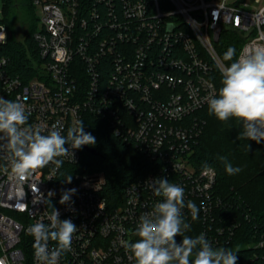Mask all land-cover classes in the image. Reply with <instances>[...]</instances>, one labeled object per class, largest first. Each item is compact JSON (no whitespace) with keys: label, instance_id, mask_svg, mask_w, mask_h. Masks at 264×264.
<instances>
[{"label":"built area","instance_id":"obj_1","mask_svg":"<svg viewBox=\"0 0 264 264\" xmlns=\"http://www.w3.org/2000/svg\"><path fill=\"white\" fill-rule=\"evenodd\" d=\"M32 3L39 23L34 39L42 60L40 77L25 82L11 71L9 58L0 56V97L22 102L28 125L40 127L43 134L56 124L66 136L85 113L100 117L156 167L127 186L124 201L115 204L106 192L105 172L79 168L81 149L73 150V160L70 154L58 157L64 161L58 171L49 164L23 179L11 172L10 154L0 150V260L40 264L27 229L37 222L50 223L52 208L43 200L55 191L52 204L59 218L72 219L78 227L71 250L58 264H135L126 245L139 239L135 233L140 216L163 202L149 187L155 178H167L184 189L185 203L193 202L199 213L193 220L185 207L183 218L191 226L199 222L201 233L220 248V237L229 231L214 218L221 206L214 192L217 174L192 164L198 134L196 121L189 119L218 94L210 76L216 67L221 72L226 67L216 50L218 42L229 34L238 38L236 59L251 47L264 46V0ZM0 27V41L5 42L7 28ZM103 56L111 67L108 83L99 89ZM68 175L70 184L64 183ZM71 188L78 190L74 204L61 205V191ZM55 246L49 241V249ZM251 248L264 249V239L247 246Z\"/></svg>","mask_w":264,"mask_h":264},{"label":"clouds","instance_id":"obj_2","mask_svg":"<svg viewBox=\"0 0 264 264\" xmlns=\"http://www.w3.org/2000/svg\"><path fill=\"white\" fill-rule=\"evenodd\" d=\"M235 49L229 48L223 59L232 60ZM221 88L217 95L208 98V110L220 121L230 117L243 121V131L237 137L264 142V46L251 47L238 59L224 67ZM27 125V126H26ZM62 127L54 124L47 134L43 129L28 125V115L22 102L0 97V150L10 154L11 172L18 178H26L34 171L52 164L53 172L58 171L64 161L58 157H74L73 150L85 145H95L96 137L85 132L83 121L77 128H69L62 135ZM70 145V147H66ZM251 145L248 144L250 149ZM219 159L224 163L229 175L242 171L233 167L227 157ZM204 171H213L208 163H203ZM72 176L64 178L70 184ZM156 196L162 197L154 210L139 218L136 242L126 245L135 260V264H237V253L227 248H214L201 233L195 238L184 235L191 230L185 221L182 209L191 211V218L198 219L199 209L188 201L185 203L184 189L167 178H155L149 184ZM76 188L63 189L59 203L72 205ZM55 191H49L43 203L52 208L48 215L50 223L37 222L27 229L34 238V256L40 264H58L61 255L71 250L73 234L78 231L72 219H60V212L52 204ZM182 237L177 243L176 237ZM49 241L56 246L49 249ZM194 255V262L190 257ZM0 264H4L0 260Z\"/></svg>","mask_w":264,"mask_h":264},{"label":"trees","instance_id":"obj_3","mask_svg":"<svg viewBox=\"0 0 264 264\" xmlns=\"http://www.w3.org/2000/svg\"><path fill=\"white\" fill-rule=\"evenodd\" d=\"M21 2L24 19L29 23L28 33L23 41L15 39L17 1L3 0L4 18L0 20V25L6 26L7 39L5 42L0 41V56L9 58L11 71L28 82L40 77L42 60L34 39L39 29L36 11L32 0ZM233 37L229 34L216 44L217 53L226 67L236 60L241 48L240 40ZM229 48L235 49V55L232 60L225 61L223 57ZM110 67V61L103 56L98 67L99 89L108 83ZM210 76L219 91L222 72L216 67ZM189 120L191 123L196 121L198 134L192 143V164L197 169H203L202 164L206 162L216 171L214 192L221 206L216 208L214 218L217 226L229 232L232 230L220 237L223 243L221 247L237 253V264H264V249H247V246L264 239V142L257 144L246 138L238 139L243 131V121L232 117L220 121L209 114L208 105L195 112ZM83 125L85 132L96 137V144L81 148L79 168L85 172L104 171L109 200L115 204L122 203L126 187L149 176L155 171L156 165L145 153L116 136L100 117L85 113ZM248 144L251 145L250 149ZM86 147L95 149L98 155L87 152ZM221 156L227 157L233 167H240L242 171L236 175L227 174L224 163L219 159ZM197 224L190 225L191 230L184 235L193 238L200 235L202 226L199 222ZM176 239L179 243L182 237L177 236ZM190 260L194 261L193 257Z\"/></svg>","mask_w":264,"mask_h":264},{"label":"rangeland","instance_id":"obj_4","mask_svg":"<svg viewBox=\"0 0 264 264\" xmlns=\"http://www.w3.org/2000/svg\"><path fill=\"white\" fill-rule=\"evenodd\" d=\"M15 1H17L16 3L17 8H16V16L14 20V37L18 41H23L24 38L26 37V34L28 33L29 23H27V21L24 19V10L21 0H15ZM36 17L38 18L37 12H36ZM3 18H4L3 0H0V20H2Z\"/></svg>","mask_w":264,"mask_h":264},{"label":"water","instance_id":"obj_5","mask_svg":"<svg viewBox=\"0 0 264 264\" xmlns=\"http://www.w3.org/2000/svg\"><path fill=\"white\" fill-rule=\"evenodd\" d=\"M2 33V27H0V34ZM86 151L91 153L92 155H98L97 151L93 148L86 147Z\"/></svg>","mask_w":264,"mask_h":264}]
</instances>
